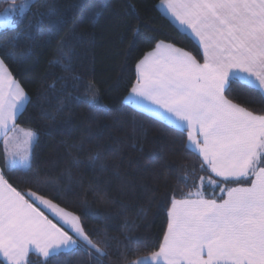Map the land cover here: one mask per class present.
<instances>
[{
  "label": "trees",
  "instance_id": "1",
  "mask_svg": "<svg viewBox=\"0 0 264 264\" xmlns=\"http://www.w3.org/2000/svg\"><path fill=\"white\" fill-rule=\"evenodd\" d=\"M159 1L35 0L15 30L22 33L16 60L5 54L15 33L0 31V58L30 98L15 125L38 137L30 172L5 168L0 145L5 178L18 191L36 192L78 216L93 241L107 240L104 264H131L157 251L173 196L182 199L199 189L206 199L219 200L220 187L209 184V178L226 188L238 185L216 177L206 165L201 168V158L187 146L185 129L125 101L137 62L157 42L203 61L199 45L159 10ZM69 48L70 71L50 65ZM93 94L97 107L89 108L82 101ZM228 96L264 115L256 91L233 84ZM27 264H45V259L31 252ZM48 264L95 262L73 251Z\"/></svg>",
  "mask_w": 264,
  "mask_h": 264
},
{
  "label": "snow or ice",
  "instance_id": "2",
  "mask_svg": "<svg viewBox=\"0 0 264 264\" xmlns=\"http://www.w3.org/2000/svg\"><path fill=\"white\" fill-rule=\"evenodd\" d=\"M30 3L35 0L19 4L12 0L0 12V31L15 33L5 53L9 59H17L15 48L22 33L15 30ZM160 4L198 40L203 63L184 49L158 43L136 65L130 103L143 100L162 109L165 119L187 129L189 144L202 158L201 168L207 165L216 177L235 180L238 186L226 188L209 178V184L220 187L219 200L206 199L199 189L182 199L173 196L159 250L131 264H264V115L228 96L232 85L240 84L264 101V0H160ZM129 14H135L133 8ZM72 57L69 48L54 56L50 65L70 71ZM97 100L93 94L82 102L96 108ZM28 102L0 58V132L15 127L17 114ZM34 139L37 134L30 130L24 132L22 146L17 137L12 145L5 139V168L30 172ZM39 205L59 215L68 230L53 223ZM106 249L107 240L93 241L78 216L36 192L18 191L0 169V264H27L33 251L44 257L45 264L73 251L104 264Z\"/></svg>",
  "mask_w": 264,
  "mask_h": 264
},
{
  "label": "crops",
  "instance_id": "3",
  "mask_svg": "<svg viewBox=\"0 0 264 264\" xmlns=\"http://www.w3.org/2000/svg\"><path fill=\"white\" fill-rule=\"evenodd\" d=\"M158 8H159V10L164 14V15H166L180 30H182V31H184V32H186L198 45H199V42H198V40L191 34V32H190V30H186V29H184L183 28V26H181V25H179V23H178V21H176L173 17H171V15L170 14H168V12H167V10H166V8L164 7V6H162L161 4H160V1L158 2ZM161 42H163V43H165V44H171V43H168V42H165V41H159V42H157L155 45H154V47L152 48V49H150V50H148L141 58H140V60L141 59H143V57L148 53V52H150V51H153L154 49H155V47H156V45L158 44V43H161ZM173 45V44H172ZM175 46V45H174ZM175 47H178V46H175ZM199 47H200V45H199ZM178 48H181V47H178ZM181 49H183V48H181ZM200 49H201V52H202V57H203V50H202V48L200 47ZM185 50V49H184ZM186 51V50H185ZM190 53V52H189ZM139 60V61H140ZM138 61V62H139ZM137 62V63H138ZM200 63H203V61L202 62H200ZM137 65V64H136ZM135 72H136V79H137V70H136V68H135ZM136 79H135V82H136ZM134 82V83H135ZM18 83V82H17ZM133 83V84H134ZM19 84V83H18ZM20 85V84H19ZM21 86V85H20ZM22 87V86H21ZM132 87V86H131ZM26 93V92H25ZM27 95V94H26ZM130 99H131V88H130V90L128 91V93H127V95H126V97H125V101L128 103V104H130L131 106H133L134 108H136V109H139V110H141V111H143V112H146V113H148V114H150V115H152V116H154V117H156V118H158V119H161V120H163V121H165L166 123H168V124H170V125H172V126H174V127H176V128H179V129H185L186 130V135H188V133H187V129L186 128H181V127H178L175 123H173L172 121H170L169 119H165L164 118V116L162 115V112H163V110L162 109H159L158 108V106H154V105H151L148 101H143V100H140V102L139 103H130ZM19 114V113H18ZM17 114V115H18ZM15 123V122H14ZM25 131H29V129H27V128H23V127H19V126H16L15 125V127L13 128V126L12 125H10L9 126V128H8V130H7V133L5 134L4 132H0V145H1V148H2V156H3V164H4V157H5V155H6V150H5V139H8V141H9V145H12L13 143H14V141H13V137H17L18 138V141H16L17 143H19L21 146H22V142H23V139H24V132ZM35 140V139H34ZM34 140H33V142H34ZM186 142H187V146L191 149V150H193L194 152H196L195 151V149H194V147L192 146V145H190L189 144V142H188V139H187V136H186ZM198 154V153H197ZM201 158V157H200ZM201 160H202V158H201ZM207 166V165H206ZM0 169H2L1 168V166H0ZM230 180H232V179H230ZM248 184H250V183H248ZM241 185H243V184H241ZM238 185H236V186H232V187H237ZM193 199L195 198V197H192ZM37 203H39V202H37ZM40 206V208H41V210L42 211H44V213H45V215L46 216H48V218L49 219H51L52 221H53V223H56L57 224V226L58 227H64V229L65 230H68V226L67 225H64L63 224V221H60V220H58L56 217H54V216H52L49 212H47L41 205H39ZM171 206V205H170ZM168 224V223H167ZM166 231H167V227H166ZM165 231V232H166ZM71 234V233H70ZM165 234V233H164ZM164 237V236H163ZM162 241H163V239H162ZM162 243V242H161ZM159 250V249H158ZM157 250V251H158ZM31 253V252H30ZM32 253H35V254H37V255H39V256H41V257H43L42 255H40V254H38V253H36V252H32ZM148 256H150V254H148V255H145V256H141V257H148Z\"/></svg>",
  "mask_w": 264,
  "mask_h": 264
},
{
  "label": "rangeland",
  "instance_id": "4",
  "mask_svg": "<svg viewBox=\"0 0 264 264\" xmlns=\"http://www.w3.org/2000/svg\"><path fill=\"white\" fill-rule=\"evenodd\" d=\"M15 2H16L17 4H19V3L21 2V0H15ZM25 2H28V0H25ZM11 3H12V0H11L10 2L4 4V5L2 6V8L0 9V12H3L4 9L8 8L9 5H10ZM27 129H29V128H27ZM29 130L32 131V132H34V130H32V129H29ZM34 133H35V132H34ZM54 204H55V203H54ZM41 206H42L47 212H49L52 216H54V217H56L58 220L62 221V219L60 218L59 215H57L56 213H54V212L51 211L50 209L45 208L43 205H41ZM59 208H62V207L59 206ZM62 209H64V208H62ZM64 210H65V209H64ZM65 211H67V210H65ZM67 212H69V211H67Z\"/></svg>",
  "mask_w": 264,
  "mask_h": 264
},
{
  "label": "built area",
  "instance_id": "5",
  "mask_svg": "<svg viewBox=\"0 0 264 264\" xmlns=\"http://www.w3.org/2000/svg\"><path fill=\"white\" fill-rule=\"evenodd\" d=\"M8 1H10V0H0V5H1L2 3H6V2H8Z\"/></svg>",
  "mask_w": 264,
  "mask_h": 264
}]
</instances>
